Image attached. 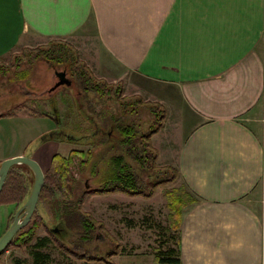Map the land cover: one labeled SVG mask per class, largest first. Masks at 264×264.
Masks as SVG:
<instances>
[{
	"label": "crops",
	"instance_id": "0c3cea01",
	"mask_svg": "<svg viewBox=\"0 0 264 264\" xmlns=\"http://www.w3.org/2000/svg\"><path fill=\"white\" fill-rule=\"evenodd\" d=\"M0 5V60L26 44L71 41L100 70L99 77L121 81L164 106L162 127L151 136H162L161 143H152L156 163L176 168L178 185L195 198L181 211L179 264L209 259L197 260V243L220 248L212 264L221 259L261 264L262 225L253 205L264 157L245 119L264 92V0H0ZM240 220L244 245L230 250L231 236L218 226Z\"/></svg>",
	"mask_w": 264,
	"mask_h": 264
},
{
	"label": "rangeland",
	"instance_id": "374dc122",
	"mask_svg": "<svg viewBox=\"0 0 264 264\" xmlns=\"http://www.w3.org/2000/svg\"><path fill=\"white\" fill-rule=\"evenodd\" d=\"M46 42L41 41L18 47L6 58L0 60V71L2 70L0 72V115L5 114L0 116L1 160L18 155L33 159L37 157L39 166L44 171L53 153L66 155L69 150H82L84 155L88 156L86 159L82 155V160L85 162L87 160V164L84 169L78 171L77 160L73 158L72 172L75 182H79V191L96 188L107 175L108 167H112L109 165L111 157L117 155L119 151L123 153L124 146L130 144L129 142L122 143V139L119 143L118 128L114 122L107 120L108 116L114 114L118 122L132 123L136 132L142 134L149 128L151 110L158 107L155 104L160 103L151 101L143 91H136L130 86L124 88L121 81L111 82L99 77L100 70H96L80 54L84 51L79 52L73 42L65 40L64 42L71 45L77 52L79 63H84L87 71L95 79L104 80L110 85L120 84L122 95L130 97L128 102L133 106L119 102L118 98L109 93L110 91L109 96L98 95L94 91H83L75 80L74 68L63 62L58 64L45 59L42 54L35 55L38 50L46 48L36 49L35 52L27 54L28 50L46 47L48 45ZM59 46L53 45L48 49L64 48ZM53 70H66L70 77V84L59 85L48 93V88L55 81ZM102 72L105 76L109 74L106 69ZM133 83L136 86L140 85L141 88L147 85L137 80ZM49 96L53 99L51 102L57 107L54 114L50 101L48 105L45 103ZM61 96L74 101L75 109L70 114H62ZM32 98L36 99L35 107ZM137 98L140 99V104L134 105L133 99ZM34 108L47 113L46 115L35 114ZM245 120L259 138L264 157V92L259 101V107L254 112L252 111ZM106 133L107 139L103 140ZM64 134L75 139H66L68 137L65 138ZM168 136L169 134L166 133V137ZM161 137L158 135L152 140L150 138L152 148H155L153 144L161 143L159 139ZM132 152L136 154L135 149ZM17 153L20 154L15 155ZM123 155V159L132 164L134 170H137V165L132 161L131 156ZM29 173L26 176L33 181L30 170ZM141 176L144 178V173ZM151 177L153 178V175ZM16 178V174L8 176L7 186L0 198L7 193L6 189L11 192L13 185H17ZM49 182L47 179V184ZM139 182L142 183V179H139ZM178 182L177 178L174 182L166 183L165 187L178 185ZM161 189L162 187L158 186L151 197L131 196L122 192L86 194L78 203L80 208L78 210L94 223L91 232L87 233L86 227L81 225L80 227H66L62 219L51 215L47 202L44 203L48 192L45 193L38 203L45 212V222L43 226L37 228L35 235L50 237L47 230L49 229L52 232L51 235L59 240L60 247L49 242L47 247L41 250L47 254L44 264H154L153 255L156 252L168 246H175L173 239L175 231L170 230L168 226L167 208L161 196ZM56 198L59 196L56 195ZM22 201L0 204V236L11 224L13 215L23 204ZM254 202L253 206L256 208L262 225V245L259 255L261 264H264V169ZM0 264L34 263L27 247L8 245L0 254Z\"/></svg>",
	"mask_w": 264,
	"mask_h": 264
},
{
	"label": "trees",
	"instance_id": "16d2710c",
	"mask_svg": "<svg viewBox=\"0 0 264 264\" xmlns=\"http://www.w3.org/2000/svg\"><path fill=\"white\" fill-rule=\"evenodd\" d=\"M46 43H48L46 47H37L28 50L27 54L35 52L36 49L46 48L38 50L35 55L42 54L45 59L58 64L63 62L66 63L67 66L74 68L75 80L79 83L83 91H94L98 95L108 96V92L110 91L109 93L118 98L119 102H125L126 105L133 106L132 103L128 102L131 98L122 95L120 84L115 86L105 83L104 80L95 79L93 75L87 71L84 63H79L77 52L71 45L60 39H51ZM53 45H60L59 47L64 48L49 50L48 47ZM0 72H2V70ZM101 90H103V93H101ZM51 96H49L45 103L48 105V102L50 101V107L54 114L57 107L55 106V103L51 102L53 101ZM60 100L63 109L62 114H70L73 109H75L74 101L62 96ZM133 101L134 105L140 104V99L138 98L135 100L133 99ZM32 103H34V107L35 104L37 105L35 98H32ZM122 105L124 106L125 104ZM155 105H158V107L156 106L154 110H151L149 128L142 134L136 132L132 123L118 122V119L114 114H110L108 116L107 120H110L112 123L114 122L115 126L118 128V136H120L119 143H121L122 139V143L129 142L133 145H125V150H122L124 151L123 153L119 151L116 153L117 155L111 157L109 165L112 167H108L107 175L104 176L103 181H101L96 188L83 189L79 191V182H75L72 172L73 158L77 160L76 166L78 167V171L84 169L87 164V160L86 162L85 160H82V155L86 159H88V156H85L82 150H69L66 155L53 153L49 159L48 166L44 171H42L43 183L37 197V204L35 205V209L33 211L34 213L31 215L28 222L15 232L8 245L15 247L23 246V248L27 247L34 264H44L47 254L41 250L44 247H47L49 242L56 245V247H60L58 243L59 240L55 236L51 235L52 232L49 229L47 230L50 237L47 235L40 237L35 235L37 228L43 226L45 222V212L41 209V206H39L38 203H40V197L47 192L48 193L45 197L44 203L47 202L48 208L52 213L51 215L54 217L58 216L59 219H62L66 227L72 228L80 227V225L84 226L86 227V229H84L87 233L91 232V228L94 227V223L90 218H85V214L78 210L80 209L78 207V203L82 201L86 194H109L113 192H122L131 196L141 195L143 197H151L155 189L158 186H161V196L164 199L167 208L168 226L170 230L175 231V236L173 237L175 246H168L164 250L156 252L153 255L154 264H179L177 230L180 223L181 211L185 206L194 203L195 198L182 184L169 185L165 187L166 183L174 182L177 179L178 173L177 169L174 167H170L169 165H159L156 163L157 149L152 148L150 145V138L162 127L163 119L165 117V108L161 104ZM33 112L38 115H46L47 113L44 110H37L36 108L33 109ZM2 115L5 114L3 113L0 116ZM63 136L65 138L68 137L66 139L71 138L68 134H64ZM105 139H107V133L105 134L103 140ZM113 149H115V147ZM134 149L136 150V154L132 152ZM123 154L131 156L132 161H134L137 165V170H134L135 168L133 165L123 159ZM142 173L145 175L144 178L141 176ZM10 174L17 175V185H13L11 192L6 189L7 193L0 198V204H7L15 201L21 202L22 200L23 203L28 197L26 195L28 188L32 185L31 178L26 176V174H30L29 168L24 164H14L10 166L2 184L0 195L7 186L6 180ZM151 175H153V178ZM47 179L50 181L48 184ZM139 179H142V183L139 182ZM84 187L85 186L83 185V188ZM30 189L31 188H29V192ZM56 195H58L59 198H56ZM74 197L76 199H74Z\"/></svg>",
	"mask_w": 264,
	"mask_h": 264
},
{
	"label": "water",
	"instance_id": "95a60500",
	"mask_svg": "<svg viewBox=\"0 0 264 264\" xmlns=\"http://www.w3.org/2000/svg\"><path fill=\"white\" fill-rule=\"evenodd\" d=\"M59 74L63 76V79L59 77V80L56 81L54 84H52L51 87L48 88L49 92L61 84L68 85L70 83L69 79H66L64 77L62 71L59 72ZM14 164L26 165L32 173L33 181H32V186L28 194V197L13 215L11 224L7 227L4 233L0 236V253L9 244L15 232L19 228L24 226L29 220V218L31 217V214L35 209V205H36V201H37L40 188L43 183V173L37 161L30 157L18 155V156H13V157L1 160L0 162V189L2 187L4 178L7 174L8 169L10 168V166Z\"/></svg>",
	"mask_w": 264,
	"mask_h": 264
},
{
	"label": "clouds",
	"instance_id": "9594fccd",
	"mask_svg": "<svg viewBox=\"0 0 264 264\" xmlns=\"http://www.w3.org/2000/svg\"><path fill=\"white\" fill-rule=\"evenodd\" d=\"M200 183L203 182V178L199 181ZM244 223L243 220L239 222L236 221H228L224 222L223 224L219 225L218 227L221 228L225 233L231 236V240L227 243L226 247L230 250H238L243 247L244 239L241 235H239V228ZM196 250L200 253L197 256V260H200L202 257L208 256L209 259L204 260V264H212V257L218 256L220 254V248L210 249L207 244L197 243ZM216 264H223V260H217Z\"/></svg>",
	"mask_w": 264,
	"mask_h": 264
},
{
	"label": "flooded vegetation",
	"instance_id": "af4514ba",
	"mask_svg": "<svg viewBox=\"0 0 264 264\" xmlns=\"http://www.w3.org/2000/svg\"><path fill=\"white\" fill-rule=\"evenodd\" d=\"M62 71V73H63V75H64V77L66 78V79H69V81H70V77H69V75H68V73L66 72V70H53V75L55 76V81H54V83L56 82V81H58L59 80V77L61 78V79H63V76H61L60 74H59V72H61ZM53 83V84H54ZM70 84V83H69ZM68 84V85H69ZM61 85H65V84H61ZM48 93H49V91H47Z\"/></svg>",
	"mask_w": 264,
	"mask_h": 264
},
{
	"label": "snow or ice",
	"instance_id": "6c2138e0",
	"mask_svg": "<svg viewBox=\"0 0 264 264\" xmlns=\"http://www.w3.org/2000/svg\"><path fill=\"white\" fill-rule=\"evenodd\" d=\"M3 24H4V17H3L2 5H0V34H2L3 31Z\"/></svg>",
	"mask_w": 264,
	"mask_h": 264
},
{
	"label": "bare ground",
	"instance_id": "6f19581e",
	"mask_svg": "<svg viewBox=\"0 0 264 264\" xmlns=\"http://www.w3.org/2000/svg\"><path fill=\"white\" fill-rule=\"evenodd\" d=\"M38 163V162H37Z\"/></svg>",
	"mask_w": 264,
	"mask_h": 264
}]
</instances>
